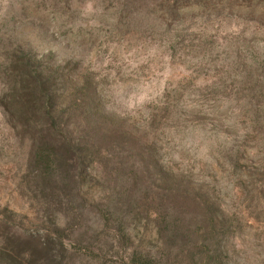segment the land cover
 <instances>
[{"label":"rangeland","instance_id":"rangeland-1","mask_svg":"<svg viewBox=\"0 0 264 264\" xmlns=\"http://www.w3.org/2000/svg\"><path fill=\"white\" fill-rule=\"evenodd\" d=\"M0 264H264V0H0Z\"/></svg>","mask_w":264,"mask_h":264},{"label":"trees","instance_id":"trees-1","mask_svg":"<svg viewBox=\"0 0 264 264\" xmlns=\"http://www.w3.org/2000/svg\"><path fill=\"white\" fill-rule=\"evenodd\" d=\"M74 156V155H73ZM74 158H75V156H74ZM70 160H73V158H70Z\"/></svg>","mask_w":264,"mask_h":264}]
</instances>
